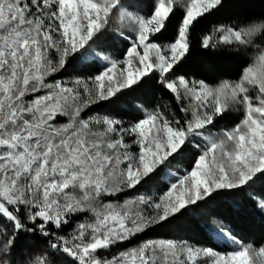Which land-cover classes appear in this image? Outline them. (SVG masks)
Instances as JSON below:
<instances>
[{"label":"snow or ice","instance_id":"obj_1","mask_svg":"<svg viewBox=\"0 0 264 264\" xmlns=\"http://www.w3.org/2000/svg\"><path fill=\"white\" fill-rule=\"evenodd\" d=\"M227 4L0 0V264H264V244L227 226L212 230L216 247L159 234L192 206L264 181V14L201 37L202 49L243 58L238 79L177 75L196 26ZM110 32L128 42L122 59L96 51ZM152 79L182 115L138 105L142 118L125 122L105 110ZM234 112L239 122L221 127ZM187 150L191 169L171 172ZM165 177L166 190H149ZM24 237L42 239L27 256Z\"/></svg>","mask_w":264,"mask_h":264},{"label":"trees","instance_id":"obj_2","mask_svg":"<svg viewBox=\"0 0 264 264\" xmlns=\"http://www.w3.org/2000/svg\"><path fill=\"white\" fill-rule=\"evenodd\" d=\"M153 0H128L130 9L135 11H147L151 8ZM264 14V2L262 0H228L224 11L218 15L202 19L192 32V53L177 72V75H195L198 79H206L210 83L220 79H238L243 64V58L232 50L221 48L217 51L205 50L200 47L201 37L209 32L213 25L220 22L235 23L237 19ZM179 18L173 19L168 29L162 35H158V43H168L172 40L175 27ZM114 33L103 36L96 46V51L103 52L116 59H122L126 53L128 42L115 41ZM77 68L87 66L89 72L98 70V61L87 60L84 64L78 58ZM143 106L148 110L161 108L162 110L178 111V106L170 92L155 79L148 80L135 91L121 95L117 103L105 102V110L116 114L125 122L142 118L137 106ZM240 113H232L230 118L221 122V127H232L239 122ZM195 152L187 150L177 161L170 166V171L177 175L190 170L195 160ZM167 178L163 187L152 185L150 191L156 192L158 188L166 190ZM251 192V196L248 194ZM264 198V181H260L249 190L240 191L239 194L223 192L207 202H201L198 206H192L191 211L176 219L159 234L177 239H187L208 246L216 247L215 238L211 237L212 230L219 225L230 227L238 238L245 243L255 242L264 244V212L256 207L257 199ZM6 227V225H0ZM70 230V229H68ZM67 231V230H66ZM211 237V238H210ZM42 239L24 237L20 243L27 247H39ZM220 250H223L222 248Z\"/></svg>","mask_w":264,"mask_h":264},{"label":"rangeland","instance_id":"obj_3","mask_svg":"<svg viewBox=\"0 0 264 264\" xmlns=\"http://www.w3.org/2000/svg\"><path fill=\"white\" fill-rule=\"evenodd\" d=\"M131 10V9H130ZM131 11H135V10H131ZM107 55V54H106ZM182 175V174H181ZM157 194V193H156ZM159 194V193H158ZM157 194V195H158ZM219 226H221V225H219ZM28 248V247H27ZM27 248L24 250V252H23V255H25V256H27L28 255V252H27Z\"/></svg>","mask_w":264,"mask_h":264}]
</instances>
